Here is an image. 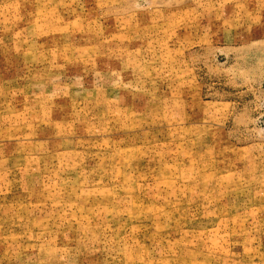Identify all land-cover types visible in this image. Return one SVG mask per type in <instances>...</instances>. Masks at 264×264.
Returning a JSON list of instances; mask_svg holds the SVG:
<instances>
[{
	"label": "rangeland",
	"instance_id": "1",
	"mask_svg": "<svg viewBox=\"0 0 264 264\" xmlns=\"http://www.w3.org/2000/svg\"><path fill=\"white\" fill-rule=\"evenodd\" d=\"M0 264H264V0H0Z\"/></svg>",
	"mask_w": 264,
	"mask_h": 264
}]
</instances>
